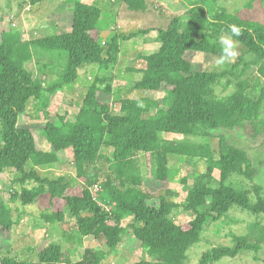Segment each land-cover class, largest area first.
Here are the masks:
<instances>
[{"label":"trees","instance_id":"trees-1","mask_svg":"<svg viewBox=\"0 0 264 264\" xmlns=\"http://www.w3.org/2000/svg\"><path fill=\"white\" fill-rule=\"evenodd\" d=\"M122 1L129 11L139 13L148 9L151 0ZM68 2L73 9L61 14V23H71L70 32L35 40H25L19 31L1 33L0 174L15 171L10 184L19 190H13L7 203L0 189V264H102L118 253L129 230L137 244L155 259L134 264H185L188 251L201 242L206 226L227 218L232 208L264 215L261 186L255 187L256 202H252L250 191L228 184L233 175L248 181L258 176L253 158L245 149L231 144L225 134L215 133L222 129L226 134L242 131L247 138L264 142V85H259L264 81V24L245 20L223 8L191 6L186 17H174L164 28L155 30L161 46L152 55L138 56L145 68L119 71L131 84L129 92H164L163 99H121L119 88L112 87L115 76L95 77L93 81L86 76L87 82L82 84L88 90L81 101L75 102L79 108L75 118L71 120L67 110L58 122L44 125L42 134L51 150L43 151L38 149L33 132L37 128L24 120L29 103H39L36 113L48 117L54 96L66 88L72 89L81 79V71L95 66L98 71L109 73L119 60L121 39L131 40L141 33L152 32L139 31L123 37L116 34L102 44L100 33L105 30L102 19L108 16L110 23L115 21L119 16L117 9L109 15L99 8V3ZM258 2L264 6V0H249L245 6L253 9ZM232 24L242 33L232 38L241 47L237 62L227 61L224 63L227 69L209 71L189 60V54L193 53L218 60L222 53L220 38L230 35L228 27ZM248 56L253 58L251 63L257 71L250 80H231L235 91L219 97L216 86L223 78H240L247 73L251 66ZM61 57L67 58L63 71L60 68L59 78L48 84L47 74L35 76L28 68L36 59L45 68L50 59L61 61ZM134 72L140 73L138 80L128 77ZM106 82L109 85L104 86ZM165 103L168 109L163 108ZM153 109L157 111L154 113ZM161 134L213 138L218 139V145L213 150L210 144L173 143ZM68 149L73 150L77 175L54 178L42 175L40 168L60 161L58 154ZM171 156H177L181 163L187 158L208 163L206 172L197 177L181 203L174 199L170 185ZM100 163L101 169L88 170ZM216 171L220 173L219 179L215 177ZM154 186L159 190L153 192ZM42 196H49V222L75 220V234L81 247L87 237H93L99 247L84 246L76 263L55 244L41 249L36 255L38 262L5 254V244L12 239L17 224L13 204L18 200L23 206L35 204ZM156 200L157 205L151 204ZM180 208L193 216L183 225L172 218L173 212ZM127 218L129 223L123 225ZM252 233L256 240L249 235L233 236L234 246L208 250L199 264H214L246 251L260 260L264 228L253 225Z\"/></svg>","mask_w":264,"mask_h":264},{"label":"rangeland","instance_id":"rangeland-1","mask_svg":"<svg viewBox=\"0 0 264 264\" xmlns=\"http://www.w3.org/2000/svg\"><path fill=\"white\" fill-rule=\"evenodd\" d=\"M33 1L0 0V42L1 33L4 31H19L25 40H35L55 33L62 34L72 30L71 23H61V14H64L69 9H73V4H70L68 0H42L37 4H34ZM70 1H81L90 5L99 3V8L104 10V12L107 11L109 15L114 13V9H117L119 16H117L115 21L113 20L110 23L108 16L102 19L101 26L105 28L100 33V41H103L102 44L108 43L116 34L123 37V35L131 36L139 31L151 30L152 32L146 35L141 33L138 37H134L131 40L124 41L121 39L119 45V60L116 64H113L114 70H109V73L106 74L105 72L98 71L95 66L88 68L87 72H85L86 70L81 71L80 74L82 77L74 84L72 89L66 88L54 96L51 101L48 117H45L42 113H36L39 103L35 101L29 103L24 114V120L27 125L37 128L33 132L36 135L38 149L43 151L51 150V144L42 134L44 125L47 122H58L59 117L63 116L67 110L69 111L70 119L73 120L75 118L79 112V108L76 107L78 105L75 102L81 101L88 90V86L85 87L83 85L87 82L86 76L90 81H93L95 77L115 76L112 87L116 90L119 88L118 95L121 99L144 98L153 101L163 99L166 95L164 92L140 93L135 90L129 92L128 90L131 88V84L123 78L119 71H124L131 67L135 70L145 68L144 62L140 59L138 60V56L152 55L161 46L155 30L164 28L174 17H186L191 6L200 5L208 10L215 7L217 10L223 8L229 13L238 14L245 20L259 21L264 24V6L258 2L255 3L253 9H248L245 5L249 0H151L148 9L145 12L139 13L129 11L122 0ZM235 50L238 55L234 59L229 60L231 63L237 62L241 54V47L238 44H235ZM66 59L62 57L61 61L50 59L45 68L41 66V60L36 59L28 64V68L35 76H45L47 74L45 77L46 84H48L59 78L60 68L63 71V65H65ZM189 60H192L197 67H207L209 71H219L228 68L224 64L216 66V58L209 55L193 53L189 54ZM252 60L253 58L251 56L247 57V62L251 66L245 75L240 78L233 76L223 78L221 83L216 86V93L219 97L227 96L235 91L236 86L230 83L231 80H250L252 75L257 71V67L251 63ZM38 64H40V67L37 66ZM118 74L121 76L116 77ZM237 74H240V71ZM123 75L126 77V74ZM140 76V73L134 72L128 77L133 80H138ZM107 83L109 85V82H106L104 86ZM259 85H264V81ZM107 99L110 101V98ZM71 101L74 103L72 106H70ZM163 108L168 109V104L165 103ZM119 109L120 103L118 102L116 103V110L119 111ZM152 111L155 113L157 109H153ZM262 116H264V108L262 110ZM215 133L225 134L231 144L245 149L253 158L255 167L259 170L258 176L253 181H248L243 177L233 175L229 179L228 184L244 191H250L252 202H256V186L259 185L263 188L262 194L264 195V142L247 138L242 131L227 132L226 134L225 130L222 129L215 131ZM161 137L167 141H174L173 143L191 141L198 145L210 144L213 150L218 145V139L213 140V138L188 137L175 134H161ZM58 155L60 161L40 168L42 175L49 178L61 175L75 177L77 172L73 164V150L68 149ZM207 166V161L202 159L187 158L186 162L181 163L177 156L170 157V185L175 194L174 199L177 202L181 203L186 199L189 189L194 185L197 177L206 172ZM102 167L103 163H100L96 167L90 166L88 170H99ZM104 174L105 171L102 174L101 180H104ZM15 175V171H7L4 174H0V189L7 203H10L11 194L19 190L18 187L10 184L11 180L15 178ZM215 177L217 179L220 178L219 171L215 172ZM158 190L159 187H152L153 192ZM151 204L157 205L158 201H153ZM12 207L17 224L13 229L12 239L5 244V254L16 256L19 259L38 262V256L36 255H38L41 249L55 244L60 245L62 250L69 254L72 263L79 261L82 257L84 245L81 247L79 237L75 234V220L69 219L63 223L57 220L49 222L48 217L51 216L49 196H42L37 203L27 206H23L21 201L18 200ZM172 218L177 224L183 225L190 222L193 216L186 212L184 208H180L173 212ZM129 221L130 218L125 219L123 225L128 224ZM253 225H258L259 229L264 228V215L249 213L240 208H232L227 218L212 221L206 226L201 242L188 251L185 264H199L203 254L214 247L234 246L233 236L249 235L256 240V235L252 233ZM85 247L89 249L96 248L99 247V243L92 237L87 239ZM254 256L255 254L253 252L246 251L237 257H226L214 264H264V246L258 254L260 260H255ZM143 259L155 261V259L149 257L146 250H143L137 244L132 231L129 230L123 236L118 253L110 256L102 264H134Z\"/></svg>","mask_w":264,"mask_h":264},{"label":"clouds","instance_id":"clouds-1","mask_svg":"<svg viewBox=\"0 0 264 264\" xmlns=\"http://www.w3.org/2000/svg\"><path fill=\"white\" fill-rule=\"evenodd\" d=\"M230 35L221 37L220 43L222 45V53L220 58L217 60V64H224L225 62L234 59L238 53L235 50V43L233 37H240L242 35L240 28L235 25H229L228 27Z\"/></svg>","mask_w":264,"mask_h":264},{"label":"crops","instance_id":"crops-1","mask_svg":"<svg viewBox=\"0 0 264 264\" xmlns=\"http://www.w3.org/2000/svg\"><path fill=\"white\" fill-rule=\"evenodd\" d=\"M89 238H92V237H87V238L84 239V246L86 244L87 239H89Z\"/></svg>","mask_w":264,"mask_h":264}]
</instances>
